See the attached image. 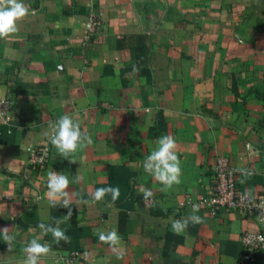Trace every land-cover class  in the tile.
Returning <instances> with one entry per match:
<instances>
[{
  "label": "crops",
  "instance_id": "crops-1",
  "mask_svg": "<svg viewBox=\"0 0 264 264\" xmlns=\"http://www.w3.org/2000/svg\"><path fill=\"white\" fill-rule=\"evenodd\" d=\"M25 3L34 14L0 38V98L12 103L0 125V229L15 237L10 246L0 239V264H24L33 238L50 248L39 264H239L242 234L257 232L258 220L198 209L196 223L183 203L209 189L219 156L245 172L242 190L261 192L264 0ZM91 9L103 29L85 49ZM135 48L150 49L147 63L132 59ZM65 114L87 138L70 156L46 135ZM164 135L180 160L171 186L144 169ZM47 143L48 163L31 168L29 150ZM50 170L70 181L55 205ZM176 221L185 227L174 231ZM41 222L67 239L57 242ZM112 231L118 242L100 240Z\"/></svg>",
  "mask_w": 264,
  "mask_h": 264
},
{
  "label": "clouds",
  "instance_id": "clouds-1",
  "mask_svg": "<svg viewBox=\"0 0 264 264\" xmlns=\"http://www.w3.org/2000/svg\"><path fill=\"white\" fill-rule=\"evenodd\" d=\"M34 14V9H30L25 3V0H7V2L0 6V38L9 36V34L17 31V21L30 13ZM50 138V143L55 147L57 152L62 156H70L80 148L87 139L81 131L78 122H75L69 115L65 114L58 118L51 126L50 131L46 133ZM90 143V140L88 141ZM156 147L144 159V169L146 172L152 174L156 179L164 184L171 186L173 183H179L180 175V160L175 151L176 141L169 135H164L156 141ZM69 178L62 173H56L50 170L47 174V188L50 203L55 205L60 202V198L67 195L66 189L69 187ZM113 193V198L119 194L118 188L110 189ZM104 188H99L94 193V198L99 200L105 193ZM147 192L146 195H150ZM67 200L63 201L67 205ZM198 211V206H193V215L190 217L193 222H200L201 218L195 215ZM185 224L180 221L173 223L174 231H180ZM39 228L45 233L51 232L54 240L59 242L62 239H67L64 231L56 226H51L45 222L39 224ZM102 241H110L113 244L118 242L119 236L115 231L105 235L101 233L99 236ZM0 239L10 246L15 239L14 235L8 234V228L0 229ZM50 251L48 245L42 244L38 239L33 238L24 248L27 254L24 264H39L41 256Z\"/></svg>",
  "mask_w": 264,
  "mask_h": 264
},
{
  "label": "built area",
  "instance_id": "built-area-1",
  "mask_svg": "<svg viewBox=\"0 0 264 264\" xmlns=\"http://www.w3.org/2000/svg\"><path fill=\"white\" fill-rule=\"evenodd\" d=\"M103 21L93 9L89 11L86 24V33L83 40L87 49L94 38L101 33ZM12 103L7 98H0V125L6 123L7 114ZM51 145L47 143L29 150V165L35 170L43 168L49 160ZM244 171L224 156L217 157L212 184L209 189L197 200L189 199L183 206H198V209L207 210L213 215L223 211L239 212L246 218H256L259 222L257 232L242 234V252L239 264H254L260 253L264 252V181L261 192L257 196L240 188L239 182L244 176ZM264 178V171L261 173ZM79 254H74L67 259V263L74 262Z\"/></svg>",
  "mask_w": 264,
  "mask_h": 264
},
{
  "label": "trees",
  "instance_id": "trees-1",
  "mask_svg": "<svg viewBox=\"0 0 264 264\" xmlns=\"http://www.w3.org/2000/svg\"><path fill=\"white\" fill-rule=\"evenodd\" d=\"M150 49L148 48H135L132 50V59L139 63L145 64L149 61L148 56Z\"/></svg>",
  "mask_w": 264,
  "mask_h": 264
}]
</instances>
